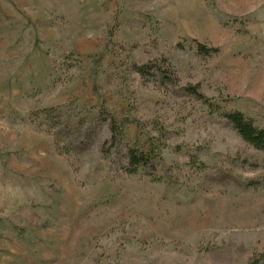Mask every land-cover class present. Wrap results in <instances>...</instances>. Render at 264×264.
Instances as JSON below:
<instances>
[{
  "label": "rangeland",
  "instance_id": "1",
  "mask_svg": "<svg viewBox=\"0 0 264 264\" xmlns=\"http://www.w3.org/2000/svg\"><path fill=\"white\" fill-rule=\"evenodd\" d=\"M235 111L264 128V0H0V264H264Z\"/></svg>",
  "mask_w": 264,
  "mask_h": 264
},
{
  "label": "trees",
  "instance_id": "2",
  "mask_svg": "<svg viewBox=\"0 0 264 264\" xmlns=\"http://www.w3.org/2000/svg\"><path fill=\"white\" fill-rule=\"evenodd\" d=\"M204 53L209 54L206 49H201ZM151 65L134 66L133 70L139 75L145 77L150 75ZM156 78V74L151 75ZM203 98V97H201ZM205 102V100H204ZM224 118L230 123L236 134L240 139L251 146L252 148L264 152V128H260L253 124L243 113L235 111L224 114ZM129 160L131 164L139 165L145 164V158L136 156L134 150L129 151Z\"/></svg>",
  "mask_w": 264,
  "mask_h": 264
}]
</instances>
